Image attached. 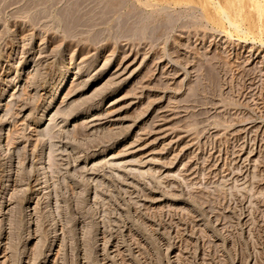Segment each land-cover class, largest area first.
Instances as JSON below:
<instances>
[{
  "label": "rangeland",
  "instance_id": "1",
  "mask_svg": "<svg viewBox=\"0 0 264 264\" xmlns=\"http://www.w3.org/2000/svg\"><path fill=\"white\" fill-rule=\"evenodd\" d=\"M217 1L0 0V264H264V15Z\"/></svg>",
  "mask_w": 264,
  "mask_h": 264
},
{
  "label": "bare ground",
  "instance_id": "2",
  "mask_svg": "<svg viewBox=\"0 0 264 264\" xmlns=\"http://www.w3.org/2000/svg\"><path fill=\"white\" fill-rule=\"evenodd\" d=\"M91 1V0H90ZM96 1V0H95ZM182 1H184V0H182ZM217 1V0H216ZM223 1V3L220 1H217V7L215 6V12L216 13H214V15L212 16V17H208L209 18V20H211L212 19V21H214V24L216 23V24H218V26L219 25H224L223 23V21L225 20L227 23H228V25L230 26V27H233V29H234V32H236L237 34L238 33H242V24H244V23H242V21L243 22H245V23H247V21L249 20V19H247L246 18V20H245V18H244V15H243V17L240 15V9H241V7L242 8H245L246 6L244 5V7H243V5L241 6V1L240 0H222ZM111 2V1H110ZM177 2H178V0H177ZM176 2V3H177ZM189 2V1H188ZM211 2H214V0H201V4H204V5H206L205 7H207L208 6V4L209 3H211ZM243 2V1H242ZM113 3V2H112ZM117 3V2H116ZM220 3H222L223 4V6H222V4H220ZM241 3V4H240ZM249 3H253V4H251V5H253V7H252V11H255V14L256 15H258L260 18L264 15V0H249ZM92 4V3H91ZM95 4H96V2H95ZM101 4V3H100ZM118 4V3H117ZM124 4V3H123ZM122 4V5H123ZM240 5V6H238L237 7V5ZM245 4V3H244ZM99 5V4H98ZM97 5V6H98ZM96 6V7H97ZM103 6V5H102ZM210 6V5H209ZM101 7V6H100ZM116 7V6H115ZM103 8H104V6H103ZM102 8V9H103ZM109 8H111L110 10L107 8V11H108V13L111 11V13H112V11L114 10V9H112V7H109ZM97 9V8H96ZM115 9H117V8H115ZM206 9V8H205ZM213 9V10H214ZM93 10H95V9H93ZM97 10H99V9H97ZM106 10V9H105ZM121 10H122V8H121ZM207 10V9H206ZM208 10H210V9H208ZM207 10V13H211V12H209ZM245 10V9H244ZM247 10H249V9H247ZM104 11V10H103ZM132 11V10H131ZM74 12V11H73ZM99 12H100V10H99ZM241 12L244 14L245 12H243V10L241 9ZM110 13V14H111ZM125 13H127V12H125ZM75 14V13H74ZM95 14V13H94ZM119 14V13H118ZM122 14V13H121ZM129 14V13H128ZM209 14H207V16L209 15ZM212 14V13H211ZM215 14H217V16L218 17H216V15ZM246 14V13H245ZM248 14H249V12H248ZM253 14H254V12H253ZM127 15V14H126ZM132 15V14H131ZM115 16H116V14H115ZM114 16V17H115ZM73 17V16H72ZM110 17V16H109ZM117 17H118V15H117ZM123 17V16H122ZM241 17L242 18H244V20H242L241 19ZM249 17V16H248ZM258 17V21H260V18ZM125 18H127V17H125ZM157 18V17H156ZM170 18V17H169ZM128 19V18H127ZM179 19V18H178ZM263 19V18H262ZM117 20V19H116ZM125 21H126V19H124ZM142 20V19H141ZM140 20V21H141ZM253 20V19H252ZM100 21V20H99ZM250 21V20H249ZM257 21V20H256ZM164 23H162V22H158L159 24H155V26H153L152 28H147L148 29V34H149V37H150V35L152 36H155V37H157V35L159 36V34H164V29H167V31H168V29H169V27H170V30L172 29V25L173 24H169V21H167L168 23H166L165 21H163ZM172 21H170V23H171ZM131 23V22H130ZM130 23H128V24H130ZM137 23V22H136ZM155 23V22H154ZM173 23V22H172ZM253 23V22H252ZM262 23H264V22H262ZM132 24V23H131ZM135 24V23H134ZM174 24H175V22H174ZM183 24V23H182ZM257 24V23H256ZM126 25V24H125ZM133 25V24H132ZM137 25V24H136ZM135 25V26H136ZM139 25H140V22H139ZM146 25H147V23H146ZM253 26L255 25V24H252ZM262 25V24H261ZM124 26V25H123ZM141 26V25H140ZM152 26V25H151ZM257 25H255V27H256ZM148 27V26H147ZM180 27V26H179ZM187 27V26H186ZM223 27V26H222ZM136 28V27H135ZM134 28V29H135ZM145 28V27H144ZM185 28V27H184ZM224 28V27H223ZM246 28V27H245ZM127 29H131V28H127ZM133 29V30H134ZM140 29V28H139ZM146 29V30H147ZM173 29H175V27L173 28ZM186 29V28H185ZM249 29V28H248ZM260 29V28H259ZM124 30H125V28H124ZM133 30L131 29L130 31H129V33L130 32H133ZM137 30V29H136ZM169 30V31H170ZM255 30H256V28H255ZM142 31H144V30H142L141 29V31H140V33L142 32ZM167 31H166V33H167ZM258 31V30H257ZM262 31V30H261ZM135 30H134V32H133V35L135 34ZM146 32V31H145ZM248 32V31H247ZM264 31H262V33H263ZM126 33V32H125ZM250 33V32H249ZM252 33V32H251ZM126 34H128V33H126ZM125 34V35H126ZM136 34H137V32H136ZM135 34V35H136ZM257 34V33H256ZM129 35V34H128ZM147 35V34H146ZM165 35V34H164ZM163 35V36H164ZM259 35V34H258ZM261 35V34H260ZM102 36V35H101ZM139 37H140V35H138ZM249 36V35H248ZM134 37V36H133ZM144 37V36H143ZM161 37V36H160ZM246 37V36H245ZM148 38V37H147ZM152 38V37H151ZM154 38V37H153ZM141 39V38H140ZM150 40V39H149ZM149 44V43H148ZM208 62H210V61H208ZM208 62L207 63H205V64H207V66H208ZM212 62V61H211ZM216 62V61H215ZM210 64L211 63H209V66H210ZM212 64H213V62H212ZM216 64V63H215ZM224 64V63H223ZM214 65V64H213ZM213 65H211V67L213 66ZM206 66V67H207ZM208 66V67H209ZM204 67V66H203ZM213 67H215V65L213 66ZM218 68H219V66H218ZM199 69L201 70L202 68H200L199 67ZM212 68H207V69H205L204 68V70L202 71V77L200 78L199 77V80H201V82L203 83V81H205V82H207L208 83V85L210 86V87H212L213 89L214 88H216V90L217 91H219V88H220V86H219V79H220V76H219V78H218V76L215 74V73H217L218 74V72L217 71H219L218 69H217V71L215 70V73H214V68L211 70ZM199 70V71H200ZM221 70V69H220ZM227 71V70H226ZM201 72V71H200ZM199 72V73H200ZM220 72V71H219ZM196 73V72H195ZM197 74V73H196ZM224 74V73H223ZM201 75V74H200ZM219 75V74H218ZM199 76V75H198ZM222 78V77H221ZM65 80V79H64ZM197 81H199L198 79H196ZM63 83V82H62ZM62 83L60 84V86L59 87H57L56 88V90H55V94L57 93V91H58V89L61 87V85H62ZM222 83V82H221ZM199 85H200V81H199V83H198ZM204 84V83H203ZM198 85V86H199ZM207 84L205 85V86H203V87H205L206 88V86H208ZM219 86V87H218ZM203 87H201L202 89H203ZM210 87H208V88H210ZM218 87V88H217ZM61 89V88H60ZM212 89V90H213ZM205 90H208L207 88L205 89ZM210 90V89H209ZM211 90V91H212ZM214 93H215V89H214V91H213ZM55 94L53 95V98H54V96H55ZM58 94V93H57ZM52 98V99H53ZM51 102H52V100H51ZM51 102L49 103V105H48V108L51 106ZM48 110V109H47Z\"/></svg>",
  "mask_w": 264,
  "mask_h": 264
}]
</instances>
